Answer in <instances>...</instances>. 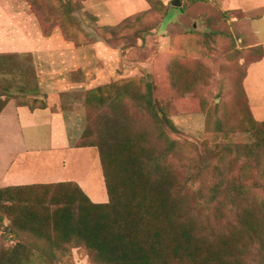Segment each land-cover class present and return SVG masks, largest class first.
I'll use <instances>...</instances> for the list:
<instances>
[{"label": "trees", "instance_id": "1", "mask_svg": "<svg viewBox=\"0 0 264 264\" xmlns=\"http://www.w3.org/2000/svg\"><path fill=\"white\" fill-rule=\"evenodd\" d=\"M84 1L30 0L46 36L60 27L65 39L77 46L92 43L72 18ZM146 1L151 9L145 13L157 4L166 6L162 0ZM44 22H49V31ZM251 49L261 55L246 67L245 77L249 66L264 56L261 47ZM30 71L37 82L32 102L11 98L8 90L0 92V113L13 100L32 111L46 107L39 100L35 64L30 63ZM242 89L249 107L247 131L261 134L264 141V121L254 116L244 81ZM127 100L146 112L160 136L168 140L166 126L178 131L153 84L143 92L140 83L127 79L89 91L86 107L108 111L89 122L77 146L98 150L109 202L95 204L75 183L0 190V233L12 238L11 246L0 250V264H70L66 257L75 249L86 250L91 264H264V198L248 202L244 179L229 187V171L216 166L218 181L205 200L186 203L175 192L173 167L147 144L149 132L134 130ZM174 146L169 140L168 152ZM258 148L259 142L243 147L241 156L250 163L246 171L259 166ZM209 165L205 163L200 175ZM246 201L247 207L241 208ZM207 220L211 223L205 224Z\"/></svg>", "mask_w": 264, "mask_h": 264}, {"label": "rangeland", "instance_id": "2", "mask_svg": "<svg viewBox=\"0 0 264 264\" xmlns=\"http://www.w3.org/2000/svg\"><path fill=\"white\" fill-rule=\"evenodd\" d=\"M50 1L60 4L63 0ZM229 2L181 0V7L176 8L173 0H166L165 7L157 4L150 13L136 16L118 28H98L94 17L88 13L85 17L83 13L80 17L72 16L92 39L93 45L101 41L106 42L109 49L120 47L129 51L128 61L133 66L125 72L126 67L121 64L119 80L140 83L143 92L147 84L158 89L161 105L167 108L178 131L166 126L168 140L160 136L146 112H139L127 100L134 119L133 127L135 131L149 132L147 144L166 157L164 164L173 167L177 183L175 192L190 205L196 200L204 201L213 183L218 181L216 166L229 171V187L244 179L247 194L243 198L248 202H254L257 197L264 198V141L261 134L247 131L249 125L245 116L249 107L242 89L246 67L260 59L261 51L248 47L245 37L250 34L249 20ZM47 23L44 22V27L49 31L51 28ZM30 63L34 64L31 56L1 58L0 92L8 90L11 98L32 102L37 82L30 71ZM261 73L264 77L261 67L254 70L248 86L254 110L262 116L257 120L264 121V88L260 82L263 79L258 77ZM183 96H189L190 100L184 101ZM107 111L106 108L86 107L85 127ZM169 140L175 142V146L168 152ZM256 142L260 143L257 149L261 155L259 166L246 171L244 167L249 162L241 156L243 147ZM89 152L93 156L87 155L90 158L86 159L85 166L79 167L78 173L85 170L87 181L96 185L98 193L103 195L101 201H104L107 196L97 153L96 150ZM223 155L226 160L222 163ZM206 162L210 164L207 175H200ZM88 195L93 200L89 191ZM247 201L241 208L247 207ZM209 223L207 220L205 224ZM205 229L211 228L205 226ZM11 241L12 238L0 233V250L11 246ZM75 251H78L77 256ZM70 254L66 257L70 258V264H91V256L84 249L72 250ZM82 256L86 258L82 259Z\"/></svg>", "mask_w": 264, "mask_h": 264}, {"label": "crops", "instance_id": "3", "mask_svg": "<svg viewBox=\"0 0 264 264\" xmlns=\"http://www.w3.org/2000/svg\"><path fill=\"white\" fill-rule=\"evenodd\" d=\"M229 3L249 20L250 34L245 37L248 47H261L264 52V0H230ZM150 9L146 0H85L76 15L80 17L83 13L85 17L88 13L98 28H116ZM91 44L77 46L67 41L60 27L46 36L30 0H0V59L32 56L42 93L40 100L46 103L44 109L32 111L11 101L0 113V190L75 183L88 197V191L91 193L95 204L109 202L98 150L79 148L77 144L86 128L87 93L119 81L121 64L126 67L125 72L133 65L128 61V50L109 49L101 41ZM260 67L264 70V56L249 66L244 79L256 118L262 116L254 110L248 81ZM258 77L263 79L260 82L264 88L262 73ZM90 150L97 153L107 196L104 201L96 185L87 181L85 170L78 173L79 167L85 166L90 158L87 155L93 156ZM72 166L74 170L70 169ZM77 254L75 251L74 255Z\"/></svg>", "mask_w": 264, "mask_h": 264}, {"label": "water", "instance_id": "4", "mask_svg": "<svg viewBox=\"0 0 264 264\" xmlns=\"http://www.w3.org/2000/svg\"><path fill=\"white\" fill-rule=\"evenodd\" d=\"M173 6L176 8L181 7V0H173Z\"/></svg>", "mask_w": 264, "mask_h": 264}]
</instances>
